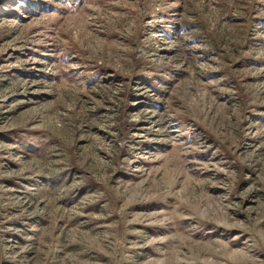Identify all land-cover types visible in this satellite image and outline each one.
Returning <instances> with one entry per match:
<instances>
[{"label":"rangeland","instance_id":"rangeland-1","mask_svg":"<svg viewBox=\"0 0 264 264\" xmlns=\"http://www.w3.org/2000/svg\"><path fill=\"white\" fill-rule=\"evenodd\" d=\"M0 264H264V0H0Z\"/></svg>","mask_w":264,"mask_h":264}]
</instances>
